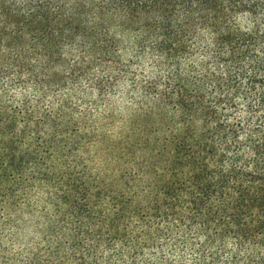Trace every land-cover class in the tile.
<instances>
[{
    "label": "clouds",
    "instance_id": "1",
    "mask_svg": "<svg viewBox=\"0 0 264 264\" xmlns=\"http://www.w3.org/2000/svg\"><path fill=\"white\" fill-rule=\"evenodd\" d=\"M0 5V264H264V0Z\"/></svg>",
    "mask_w": 264,
    "mask_h": 264
},
{
    "label": "trees",
    "instance_id": "2",
    "mask_svg": "<svg viewBox=\"0 0 264 264\" xmlns=\"http://www.w3.org/2000/svg\"><path fill=\"white\" fill-rule=\"evenodd\" d=\"M0 10H3V9H2V5H0ZM3 11H5V13H6V10H3ZM37 27H40V30H41L42 32L46 30V26H39V25H37ZM196 179L199 180L200 177L197 176ZM200 190H201L202 192H204L205 194H207V192H209V191H213V189H212V187H211V184H205L204 187H203L202 189H200Z\"/></svg>",
    "mask_w": 264,
    "mask_h": 264
}]
</instances>
